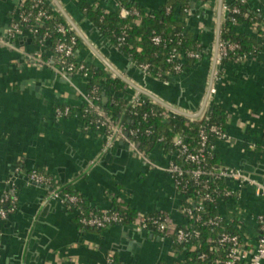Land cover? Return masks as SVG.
<instances>
[{
	"label": "crops",
	"instance_id": "crops-1",
	"mask_svg": "<svg viewBox=\"0 0 264 264\" xmlns=\"http://www.w3.org/2000/svg\"><path fill=\"white\" fill-rule=\"evenodd\" d=\"M25 1L0 0V38L9 43L0 41V197L9 191L18 199L17 209L0 220V264H106L110 251L121 264H173L184 259L172 238L151 231L152 239L142 237L130 224L81 232L78 212L50 199L48 188L30 179L38 170L54 177L55 188L72 187L101 209L111 208L115 200L137 214L167 213L176 223L185 222L183 198L167 170L170 155L155 148L148 162L127 143L109 142L105 129L86 130L80 108L88 79L76 74L67 78L31 58L39 50L45 51L46 58L53 55L48 44L44 47L37 42L30 29L16 39L7 38L6 31ZM50 1L59 4L73 22L65 16L80 38L79 59L112 75L126 76L123 59L112 51L116 46L85 17L77 0ZM86 1L117 10L120 0ZM230 1H192L188 27L201 33L207 54L193 69L168 80L180 86L182 94L175 103L163 99L165 102L181 109H185L184 103L191 108L185 110L193 114L204 108L225 18L222 7ZM247 1L264 14V0ZM142 3L143 7L136 6L149 12L160 9L167 0ZM238 27L239 31L257 33L252 25ZM126 84L131 95L140 92ZM215 85V100L228 117V139L215 143L221 165L246 170L264 180V49L246 60L222 65ZM62 106L72 107L73 114L58 117L56 108ZM230 188L237 193L220 202L219 213L254 245L261 234L258 217L264 215V197L258 196L254 187L239 190L231 183ZM22 234L27 235L25 243Z\"/></svg>",
	"mask_w": 264,
	"mask_h": 264
},
{
	"label": "built area",
	"instance_id": "built-area-1",
	"mask_svg": "<svg viewBox=\"0 0 264 264\" xmlns=\"http://www.w3.org/2000/svg\"><path fill=\"white\" fill-rule=\"evenodd\" d=\"M26 1L20 3L17 15L6 31L9 40L18 38L26 29L23 27L24 24L29 23L31 18L34 19V24L30 27V31L33 35H38L39 30L45 26V22L54 18V15L51 13L52 10H50V7L48 8V5L55 7L50 0H32V7L30 10L26 8ZM240 1L245 4L248 2L247 0ZM116 7L121 18H133L138 24L141 22L142 17L145 14H148V12H145L144 14L136 5L131 7L126 6L123 4L122 0L117 2ZM222 8L225 14L224 21L230 19L236 25H241L235 17L236 15L242 14V9L238 5H231V2H228L223 4ZM257 11L261 12L260 9H257ZM188 12L190 16L192 11L190 12V10H188ZM252 27L256 29L255 24L252 25ZM56 30L60 34V37L57 39L53 47H51L53 57H50V59L46 58L44 50L36 51L30 55V57L40 65L51 67L67 78L76 74L82 75L90 81L93 76V67L88 62L78 58L77 49L79 43L77 35L69 36L70 29L62 23L56 24ZM50 35L49 31L45 32V36L40 42L42 46L45 47V45L49 44ZM124 35L125 32L118 37V45H115L118 49L124 41ZM152 40L157 45L164 41L160 35H155ZM0 41L4 44H9L4 38H0ZM238 48L239 44L235 42H226L219 39L215 56L213 80L209 87L204 108L201 112L193 114L188 110L167 104V102L160 103L156 99L136 91L131 95L130 104L135 108L140 104L148 102L149 99L151 103L160 105L162 109L161 115H163L164 118L184 115L188 117L190 121H202L207 117L211 104L216 101L215 96L217 94V87L215 83L221 76L222 60L229 55L230 51H235ZM186 53L189 57L197 59L201 57L200 53L197 51H187ZM184 55L185 52L181 53L175 48L168 57V62L173 65L175 76L181 75L185 72ZM254 55L255 54L244 53L239 55L236 60H246ZM139 67L148 73L149 64H143ZM113 76L118 75L115 73ZM172 77L170 76L168 79H165V81H168ZM99 99L100 97L97 94L96 87L90 92L87 91L84 95V103L87 104L86 111H92L96 114L95 122L97 123V129H105L109 142L114 143L116 140H121L134 149L142 158H144V160L149 162V156L140 152L138 148L139 143L132 139V137H129L122 121L117 122L113 116L109 115L99 104L96 103ZM72 114L73 111L70 106L56 108V115L60 118L68 117ZM134 114H137V112H134ZM145 116H147L146 113ZM85 129L91 130L89 126H85ZM210 130L217 136V141L228 139L227 133L221 131L216 125H212ZM136 132L137 130H130L131 136H134ZM150 132L151 130H147V133ZM174 146L175 150L170 154V161L167 170L172 176L175 185L183 198L181 214L183 215L185 222L183 224H178L167 213H157L156 215L138 213L135 221L131 224L137 231H151L170 237L174 242H188L190 239L201 235L199 230L192 228L190 220L196 219V221H200L201 216L196 213L205 210V202L213 200L221 202L224 197L230 198L236 194L237 192L230 188L231 183H235L239 190L249 186L254 187L256 194L264 197V180H261L260 177L239 168L225 167L223 165H209L206 154L212 153L215 149V144H209V135L205 129L201 130L199 146L195 149H191L187 139L180 134L174 138ZM16 170L20 171V167ZM30 179L47 187L50 199L57 200L59 203L70 208L73 207L78 213L81 212V208L79 207V203L81 202L80 196L53 187L54 177L45 172L34 170L30 174ZM212 179L224 181L227 190L224 192H221V190L217 188L212 190L209 185V182ZM190 185L195 189L194 194L196 195L194 197L187 194ZM200 187H203V191H201ZM17 201V196L10 194L9 191H6L0 197V220L6 219L9 214L17 209ZM191 204H193L194 207H191ZM223 219L224 218L219 215L214 219H211L209 222L213 225H217ZM124 220L125 215H123L121 211L104 210L101 213L91 211L88 214L83 215L80 222L86 227L104 228L109 225L120 224ZM258 220L260 223L261 234L254 245H250V243L244 240L239 233L223 232L219 235L216 244L211 246L210 249L215 257L209 259V254L201 253L199 256L200 262L193 264H263L264 215H259ZM210 241L213 242L212 239H210ZM115 257V252L110 251L107 254L106 264H115Z\"/></svg>",
	"mask_w": 264,
	"mask_h": 264
},
{
	"label": "trees",
	"instance_id": "trees-1",
	"mask_svg": "<svg viewBox=\"0 0 264 264\" xmlns=\"http://www.w3.org/2000/svg\"><path fill=\"white\" fill-rule=\"evenodd\" d=\"M193 0H167V3L159 10H151L148 14L142 17L138 24L133 18L123 19L120 17L117 10H106L105 8L90 4L86 0H77L79 8L84 12L85 17L91 20L100 30V32L107 37L112 44L118 45V37L125 32L124 41L119 47V50L136 65L149 64L148 73L161 80L168 79L170 76H175L173 72V65L168 62V57L176 48L184 55V70L193 69L207 54L206 48L203 45L201 33H196L193 28L188 27L187 19H189V12L193 10ZM123 4L128 7L134 6V3L128 0H122ZM231 5H238L242 9V14L236 15L239 24L256 25L257 33L249 31H239L236 25L230 19L223 21L221 26L220 39L226 42H235L239 44V48L235 51H230L227 57L222 60V65L231 60H236L241 54H256L264 49V14L258 12L257 9L248 4L241 3L240 0H231ZM32 7V0L26 1V8L30 10ZM50 7L54 18L47 20L45 26L39 30V34L35 35L37 42L45 36V32H50L48 47H53L60 34L56 30V24L62 23L70 29V35H76L74 29L67 21L65 15L57 8ZM246 13V15H245ZM34 24V19L24 24V28L30 29ZM160 35L163 38V43L157 45L153 42V37ZM78 37V35H77ZM80 38L78 37V43ZM187 51H197L201 57L199 59L189 57ZM97 88V94L100 99L96 101L109 115L120 122L126 128L129 137H132L139 143V150L143 154L149 156L155 148L161 149L165 154H172L175 150L174 138L180 134L183 135L191 149L199 146L200 132L205 129L209 135V144H215L218 140L217 136L211 132L212 125H216L221 131L226 132L227 126V111L217 101H214L207 113V117L202 121H190L184 115L170 116L164 118L161 115V107L158 104H153L149 101L133 107L130 104L131 93L128 90L126 82L119 76H113L101 67L93 68V76L88 83V91ZM134 91V90H133ZM72 111L73 108L71 107ZM87 104L83 103L80 112L83 126H89L91 129H97L96 114L92 111H86ZM137 112V114H134ZM145 113L147 116H145ZM130 130H137L134 136H131ZM147 130H151L147 133ZM209 165H221L220 155L215 149L212 153H207ZM210 188L220 189L221 192L227 190L226 183L222 180L212 179L209 182ZM54 187V186H53ZM203 191V187H200ZM63 191L79 195L81 202L79 207L81 212L78 213L76 221L81 232L89 230L102 231L113 225L104 228L86 227L80 219L83 215L91 211L101 213L104 210H119L125 215V220L118 225H128L135 221L137 213L133 208L124 203H117L115 200L111 208L101 209L99 206L92 205L88 199L83 197L78 191L72 187H66ZM194 187L190 185L188 195L194 194ZM228 199L224 197L223 200ZM205 210L196 213L201 216L200 221L191 219L190 224L193 229L199 230L201 235L194 237L188 242H175L178 250L184 252V259L173 264H193L200 262L199 256L201 253L209 254V259L214 256L211 253V246L215 245L219 235L223 232L238 233L234 224L225 221H220L219 224L213 225L209 221L219 216L220 202L217 200L208 201L204 203ZM191 207H194L191 204ZM70 211H77L75 208H70ZM156 215V214H154ZM116 225V224H115ZM213 240V242L210 241ZM115 264L119 263L115 257ZM131 264V263H127Z\"/></svg>",
	"mask_w": 264,
	"mask_h": 264
},
{
	"label": "water",
	"instance_id": "water-1",
	"mask_svg": "<svg viewBox=\"0 0 264 264\" xmlns=\"http://www.w3.org/2000/svg\"><path fill=\"white\" fill-rule=\"evenodd\" d=\"M130 2H134L135 5H139L140 7H143L142 0H130ZM55 7H57L66 17L67 19L73 24V22L70 20L66 12L60 7L59 4L56 2L53 4ZM155 10H159V7H155ZM87 24L92 26V23L90 21H87ZM77 29V27H76ZM99 32V31H98ZM104 40L106 41V38L102 36ZM220 39V36H219ZM218 39V41H219ZM110 44V43H108ZM112 51L116 54H119L121 58L123 59V67L125 69L126 76L116 72V74L121 77L126 83L132 85L134 88L139 90L141 93L148 95L160 103H166L163 99L170 103H175L176 98L182 94V89L180 86L173 84L169 81L161 80L158 78L152 77L149 73L144 71L141 67L136 65L130 58H127L119 49L116 47H112ZM110 66V65H109ZM138 85H137V84ZM183 101V99H182ZM167 103V104H170ZM182 107L185 109H191L188 105L181 103ZM194 109V108H192ZM203 110V109H202ZM186 114V113H183ZM198 116V115H197ZM11 191H13V187H11ZM136 233L139 236L147 237L149 239L153 238L152 234H149L148 231H136ZM22 241L26 242L27 235L22 234L21 235ZM2 248L0 247V255H2Z\"/></svg>",
	"mask_w": 264,
	"mask_h": 264
}]
</instances>
